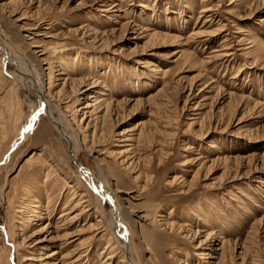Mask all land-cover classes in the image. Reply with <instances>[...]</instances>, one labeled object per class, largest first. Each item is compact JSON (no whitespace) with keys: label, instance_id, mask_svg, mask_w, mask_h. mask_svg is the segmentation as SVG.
Listing matches in <instances>:
<instances>
[{"label":"rangeland","instance_id":"obj_1","mask_svg":"<svg viewBox=\"0 0 264 264\" xmlns=\"http://www.w3.org/2000/svg\"><path fill=\"white\" fill-rule=\"evenodd\" d=\"M4 2L0 264H264V0Z\"/></svg>","mask_w":264,"mask_h":264},{"label":"bare ground","instance_id":"obj_2","mask_svg":"<svg viewBox=\"0 0 264 264\" xmlns=\"http://www.w3.org/2000/svg\"><path fill=\"white\" fill-rule=\"evenodd\" d=\"M10 0H5V2L4 3H11V2H9ZM4 6H5V4H4ZM9 6V5H8ZM110 7V6H109ZM114 7H117V5H113L112 7H110V8H114ZM7 8V7H6ZM5 9V8H4ZM104 10V9H103ZM117 10V9H116ZM12 15V14H11ZM13 16V15H12ZM17 21V20H16ZM36 30V29H35ZM28 33H30V34H32V35H34V33L32 32H28ZM35 36V35H34ZM40 36V35H39ZM19 54V53H18ZM3 60V61H6V62H8V64H11L13 67H15L16 68V71L19 73V75L20 76H22V78L23 79H26L28 82H30V84L32 85V86H35L36 87V89H35V91L37 92V94H39V96H40V100L42 101V103H43V105L44 106H47L48 107V104H49V101L47 100V94H48V89H49V87L48 88H46V90L44 89V87H42L41 86V84H39L38 83V81H36L35 80V78L33 77V75L34 74H32V73H29V72H26V71H24L23 70V68H24V66H23V63H21L20 61H17V59H14V58H12V56L5 50V47H4V45H3V43L0 41V60ZM23 59V58H22ZM74 60V59H73ZM23 62H24V60H23ZM25 64V63H24ZM146 65L147 66H149V67H153L154 65L153 64H148L147 62H146ZM155 67V66H154ZM2 69V68H1ZM27 70V69H26ZM58 75H64L63 73H60V74H58ZM47 92V93H46ZM94 98V95L93 94H91L90 96H89V99H88V101H91L92 99ZM97 102L94 104V105H91L90 103H85L84 104V106H82L81 107V109H80V111H84V110H92L91 111V113L92 112H94V111H97V109L100 107L99 106V102L100 103H102V102H104V101H99V100H96ZM92 102H95L94 101V99L92 100ZM97 104H98V107H97ZM108 105V104H107ZM107 105H106V108H107ZM43 109V108H42ZM47 112H48V110H47ZM86 113H88V111H86ZM86 113H83V115H86ZM37 114V113H36ZM97 114V113H96ZM34 113H33V116H31L32 117V119L34 118ZM47 116L49 117V119H50V121H51V123L54 125V127H55V129L58 131V133H59V135L61 136V138H62V140L64 141V143H65V145H66V147H67V149H68V152L70 153V156H71V160L73 161V163L75 164V166H76V168L78 169V173H80V175H81V177L84 179V181L87 183V185H88V187L89 188H94V190H95V192L96 193H98L99 194V196L101 197L99 200H100V202L102 203L103 202V200H105V201H108V202H110L111 201V194L109 193V190L108 189H100V187L97 185V184H95L94 182H93V180L91 181V175H90V172L87 170V169H85L83 166H82V164L78 161V149L76 148L77 146H76V144H77V142H75V139L77 138H75L74 137V135H73V132H71L70 130H68V128H65L64 127V125L62 124V122H61V120H60V118H57V119H55V118H53L52 117V112L51 111H49L48 112V114H47ZM60 117V116H59ZM31 119V120H32ZM34 120V119H33ZM29 122H30V120H29ZM30 124H31V122H30ZM30 124H28V125H30ZM29 127V126H28ZM32 127V126H31ZM70 128V127H69ZM3 135V134H2ZM22 137V136H21ZM19 138V139H18ZM18 138H17V141H19L21 138L19 137V135H18ZM23 138V137H22ZM75 138V139H74ZM123 141L124 142H129V140L128 139H123ZM76 143V144H75ZM14 144H15V142H14ZM14 144H12V148H13V146H14ZM78 145V144H77ZM79 147H80V145H79ZM82 149V148H81ZM6 160H7V158H6ZM5 160V161H6ZM96 182V181H95ZM103 186V185H102ZM110 194V195H109ZM84 198V197H83ZM99 202V203H100ZM81 203H83L82 202V199H80V200H78V201H76V203H75V206H74V208H76V207H80L81 206ZM67 205H65L64 206V208L66 207ZM100 206H101V204H100ZM112 207H113V205H112ZM33 208H38L36 205L34 206V207H32V208H29V210H30V213L31 212H34L33 211ZM86 208H88V206L86 205ZM115 208V207H114ZM78 209V208H77ZM88 210V209H87ZM86 210V211H87ZM85 211V212H86ZM90 212V211H89ZM112 212H113V218H115V221L116 222H114V223H112L111 221H110V223H112V224H110V227H111V229L113 228L114 229V231H112V233H111V236L113 237V239H115L116 240V242H118L117 244H119V246H120V248L124 251V256H122V260H121V263L122 262H125V260H127L125 263H129V264H137L135 261H133L130 257H129V254L131 253V248H130V246H129V244H128V241H127V239L123 236V233L122 232H120L119 231V228H118V226L116 227L115 225L116 224H119V223H117V222H119L117 219H119V217H118V213L116 212V210L114 209H112ZM111 212V213H112ZM71 213L72 212H69L68 210H66V211H62V213H61V215H60V218L61 219H63V220H61L62 222V224L64 223V224H66V225H68L69 223H71V222H73V220L75 219L74 217H73V219L71 220H69L68 219V217H69V215H71ZM110 213V212H109ZM83 214V213H82ZM72 218V217H71ZM41 219V218H40ZM69 220V221H68ZM128 221V220H127ZM116 223V224H115ZM60 226H63V225H58V226H56V227H54V229L55 230H58V229H60ZM59 227V228H58ZM95 227V226H94ZM96 228V227H95ZM98 228V227H97ZM80 231V230H79ZM67 235V234H66ZM66 235H64V237H66ZM70 235V234H69ZM105 236V235H104ZM208 238V237H207ZM109 241V243H111L110 241V239L108 240ZM119 241H121L120 243H122L123 244V246L119 243ZM221 243H222V245L224 246V245H226V242L224 243V241H223V239L221 240ZM61 244V243H60ZM108 244V243H107ZM56 245V244H55ZM59 245V244H58ZM62 246H63V244H61ZM61 245H59L60 247H61ZM39 246V245H38ZM110 247H111V245H109ZM199 246V245H198ZM37 247V246H36ZM60 247H57V248H55L54 250H52V251H50V253H49V255L47 256V257H45L44 259L46 260V259H49L50 261L53 259V257H56V256H58V255H60L61 254V250H62V248H60ZM230 247V246H229ZM118 248V247H117ZM201 249V248H200ZM199 249V251L197 250V253H196V257H197V254H198V256L200 255V256H204V255H207L206 253H204L203 251H201ZM223 253L224 254H222V259H224L226 256H227V254H226V252H224L223 251ZM69 258V256H64L62 259H63V261H65L66 259H68ZM123 259H124V261H123ZM49 262V261H48ZM127 263V264H128ZM55 264V263H54ZM58 264H60V263H58ZM62 264V263H61Z\"/></svg>","mask_w":264,"mask_h":264}]
</instances>
